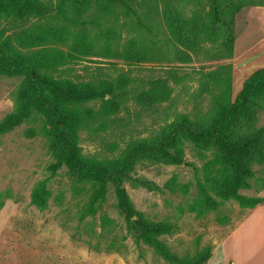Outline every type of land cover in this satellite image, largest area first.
<instances>
[{"label":"rangeland","instance_id":"obj_1","mask_svg":"<svg viewBox=\"0 0 264 264\" xmlns=\"http://www.w3.org/2000/svg\"><path fill=\"white\" fill-rule=\"evenodd\" d=\"M41 1V15L3 20L0 27H6L7 33L13 35L32 24H67L74 32L89 26L93 35L99 32L98 25L89 21L91 14L98 13L95 8L90 10L91 16H85L86 25L73 24L59 13L58 0ZM138 1L132 6L142 22L119 13L118 19L112 14L109 19H101V24L116 25L122 42L141 43L156 53L154 59L127 61L87 55L53 72L77 80L116 81L122 75L130 78L128 95L116 111L105 106L102 99L89 103L97 114L83 125L79 143L82 152L90 157H117L131 144L169 130L184 114L194 121L210 122L218 103H232L245 79L264 67V40L259 41L260 36L252 39V47L235 64L228 54V44H223V35L217 41L201 42L200 51L192 54L190 60H180L166 28L164 0ZM170 1L184 16L195 15L200 23L215 26L212 29L223 33L229 25L235 37L248 23L249 8L264 5V1L255 0L239 10L225 11L219 3L230 5L229 0ZM20 80L0 75V119L15 107ZM163 80L170 89L167 95H151L153 83ZM260 102L262 105L254 112L256 127L264 126V95ZM39 127V119L32 118L0 140V264H180L166 259L149 244L136 242L112 187L98 211L83 217L93 193L92 183L75 180L65 164H55L56 154ZM182 147L180 163L160 156L139 157L124 181L126 190L134 206L146 217L174 223L173 230L161 238L177 255L190 258L211 245L212 255L206 264H231L228 255L218 259L219 245L254 207L228 199L217 209L192 210L199 195L198 182L205 181L204 173L214 153L188 140H183ZM253 170L248 179L250 187L241 188L240 192L264 195V163H255ZM42 179L48 180L51 191L43 209L31 202L33 187ZM137 179L148 180L149 184ZM172 179L175 184H168ZM256 229L244 228L237 241L245 245L246 236L254 235ZM259 236L264 237V229ZM259 252L263 263L264 239Z\"/></svg>","mask_w":264,"mask_h":264},{"label":"trees","instance_id":"obj_2","mask_svg":"<svg viewBox=\"0 0 264 264\" xmlns=\"http://www.w3.org/2000/svg\"><path fill=\"white\" fill-rule=\"evenodd\" d=\"M229 1L230 5L219 3L223 10H239L255 2ZM133 2L140 1H57L59 13L73 24L86 25L85 16L90 15V10L95 8L98 13L91 14L89 20L99 28V32L94 35L89 26L74 32L67 24H32L15 35L7 33L6 27H0V75L21 78L15 93V107L0 119V140L4 134L25 121L39 119V130L56 154L55 164H65L75 180L92 183L93 193L83 210V217L98 211L112 187L117 206L123 212L127 227L137 243L149 244L173 262L206 264L212 255V246L207 245L190 258L177 255L161 238L173 230L174 223L146 217L143 211L134 206L124 181L139 157L160 156L168 162H182V143L188 140L214 153L204 173L205 181L198 182L199 195L192 210L217 209L228 199H235L245 207L264 203V195L240 192L241 188L251 185L248 179L254 173L253 165L264 163V126L256 127L254 124V112L262 105L260 98L264 95V67L245 79L243 89L232 103L225 100L218 103L216 115L210 122L204 124L194 121L184 114L169 130L152 139L131 144L117 157L99 159L87 156L82 152L79 137L83 125L97 114V110L89 103L102 99L105 106L116 111L128 95L130 78L122 75L116 81L77 80L53 72L87 55L123 58L127 61L154 59L156 53L141 43L122 42L121 31L116 25L103 27L101 24V19H109L112 14L118 19L119 13L137 17L142 22L141 16L132 6ZM163 8L166 28L172 43L176 45L174 53L180 60H190L192 54L200 51L198 45L201 42L217 41L220 35H223V44H228L229 56H233L236 37L229 25L222 33L212 29L215 26L209 23H200L195 15L184 16L171 5L170 0H164ZM42 12L41 0H0V25L3 20H23L39 16ZM169 90L163 80L154 82L149 93L165 97ZM106 95L110 97L106 98ZM57 165H53L54 168ZM139 181L144 185L149 184L145 179ZM168 184H175L174 179ZM183 187L187 189L188 184ZM50 192L48 180H39L33 187L31 202L39 208H45Z\"/></svg>","mask_w":264,"mask_h":264},{"label":"crops","instance_id":"obj_3","mask_svg":"<svg viewBox=\"0 0 264 264\" xmlns=\"http://www.w3.org/2000/svg\"><path fill=\"white\" fill-rule=\"evenodd\" d=\"M260 36L259 41L264 40V5H256L249 8L248 23L245 28L237 35L234 41V53L232 61L235 62L241 55L247 54L252 47V39ZM264 203L257 205L232 231L226 236L219 245L218 259L228 255L231 264H263L260 257L259 248L264 239L259 236L264 229ZM258 225V229L256 226ZM247 228L248 231L256 229L255 234L246 236L243 245L237 241L238 233Z\"/></svg>","mask_w":264,"mask_h":264}]
</instances>
